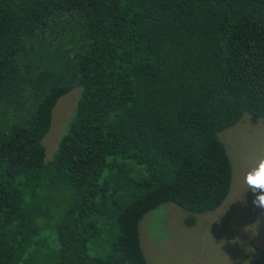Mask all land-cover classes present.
Returning <instances> with one entry per match:
<instances>
[{
	"label": "trees",
	"instance_id": "obj_1",
	"mask_svg": "<svg viewBox=\"0 0 264 264\" xmlns=\"http://www.w3.org/2000/svg\"><path fill=\"white\" fill-rule=\"evenodd\" d=\"M244 116L264 119V0H0V264H147L146 214L193 227L226 200L218 135Z\"/></svg>",
	"mask_w": 264,
	"mask_h": 264
},
{
	"label": "rangeland",
	"instance_id": "obj_2",
	"mask_svg": "<svg viewBox=\"0 0 264 264\" xmlns=\"http://www.w3.org/2000/svg\"><path fill=\"white\" fill-rule=\"evenodd\" d=\"M78 96L79 89H72L53 109L43 140L48 161L66 132ZM218 138L232 169L226 200L216 211L196 216L193 227L184 223L188 213L173 204L146 214L138 229L147 264H264V208L253 205L247 183L264 164V119L244 116Z\"/></svg>",
	"mask_w": 264,
	"mask_h": 264
},
{
	"label": "clouds",
	"instance_id": "obj_3",
	"mask_svg": "<svg viewBox=\"0 0 264 264\" xmlns=\"http://www.w3.org/2000/svg\"><path fill=\"white\" fill-rule=\"evenodd\" d=\"M259 169L257 171H259ZM250 175H253V174H250ZM248 177H247V183H248L249 187L253 190V197H254V199L252 201L253 205L256 207H259V208H264V187H257V186L250 184L248 182ZM257 190H259V191H257ZM257 201H259V203H257Z\"/></svg>",
	"mask_w": 264,
	"mask_h": 264
},
{
	"label": "snow or ice",
	"instance_id": "obj_4",
	"mask_svg": "<svg viewBox=\"0 0 264 264\" xmlns=\"http://www.w3.org/2000/svg\"><path fill=\"white\" fill-rule=\"evenodd\" d=\"M248 182L257 187H264V164L260 166L259 171L248 177Z\"/></svg>",
	"mask_w": 264,
	"mask_h": 264
}]
</instances>
